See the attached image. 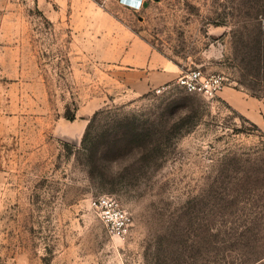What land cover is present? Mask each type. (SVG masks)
Wrapping results in <instances>:
<instances>
[{"label": "rangeland", "instance_id": "1", "mask_svg": "<svg viewBox=\"0 0 264 264\" xmlns=\"http://www.w3.org/2000/svg\"><path fill=\"white\" fill-rule=\"evenodd\" d=\"M165 66L264 96V0H0V264H264V127L177 80L133 88ZM87 132L122 137L92 176Z\"/></svg>", "mask_w": 264, "mask_h": 264}, {"label": "built area", "instance_id": "2", "mask_svg": "<svg viewBox=\"0 0 264 264\" xmlns=\"http://www.w3.org/2000/svg\"><path fill=\"white\" fill-rule=\"evenodd\" d=\"M147 0H120L124 6L140 10ZM177 85L188 93H198L206 98H214L223 89L225 78L220 74H206L201 69H193L179 76ZM170 88V83L154 89L156 94H161ZM91 207L95 214L105 224L108 232L124 239L128 236L132 227V217L125 211L115 197L111 195H99L91 201Z\"/></svg>", "mask_w": 264, "mask_h": 264}, {"label": "crops", "instance_id": "3", "mask_svg": "<svg viewBox=\"0 0 264 264\" xmlns=\"http://www.w3.org/2000/svg\"><path fill=\"white\" fill-rule=\"evenodd\" d=\"M139 80L134 82L133 88L137 92H148L155 88L177 80L180 73L172 66H165L161 70L141 71ZM2 83V82H1ZM222 100L228 102L249 121L258 127H264V96L257 97L236 88H225L219 93Z\"/></svg>", "mask_w": 264, "mask_h": 264}, {"label": "trees", "instance_id": "4", "mask_svg": "<svg viewBox=\"0 0 264 264\" xmlns=\"http://www.w3.org/2000/svg\"><path fill=\"white\" fill-rule=\"evenodd\" d=\"M66 118L68 120H74L75 116L74 115H65ZM121 134L124 133L125 137L127 136L129 138V144H134L135 142H137V139L139 138L140 134H138L137 131L135 130H131L129 132L126 131H121ZM123 134V135H124ZM117 140H115L113 142V145L110 143L109 144H100V143H92L91 141H89L88 139V132L84 135L83 141H82V145L85 149V152L87 153V159H88V164L89 167L91 168L90 170V175H94V171L96 168L98 169L99 166H102L100 163L103 161V157L105 159V156H102V153H106L109 152L108 150L111 149H115V145L118 144L119 140H122V137L120 138H116ZM102 145V146H99ZM111 150V151H113ZM110 151V152H111ZM106 171V170H105ZM101 175L104 177L105 173H101Z\"/></svg>", "mask_w": 264, "mask_h": 264}]
</instances>
